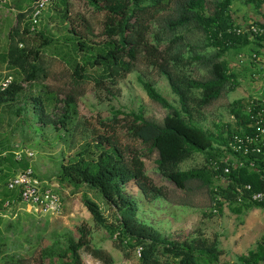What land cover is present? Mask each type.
Masks as SVG:
<instances>
[{
	"label": "trees",
	"instance_id": "1",
	"mask_svg": "<svg viewBox=\"0 0 264 264\" xmlns=\"http://www.w3.org/2000/svg\"><path fill=\"white\" fill-rule=\"evenodd\" d=\"M36 1L31 0L29 4L26 0L17 1L15 25H10L5 45L0 46V69L5 66L13 71L11 84L0 89L2 114L10 110V115L22 116L29 111L40 126L62 129L65 138L59 135L58 139L66 140L77 118L76 98L83 96L81 86L89 80L88 75L96 76L92 80L99 90L105 88L110 93L106 84L115 85L132 72L137 57L141 56L157 76L164 78L176 97L177 106L170 104L154 83L138 79L149 100L167 111L162 123L146 120L141 110L113 109L107 116L102 112L88 116L85 125L92 136L78 145L66 162L60 163L55 181L71 193L79 192L82 187L96 192L113 211V220L104 217L100 206L83 194L82 204L93 227L105 230L114 247L127 251L126 255L138 253V264H219L223 250L216 237L213 240L203 235L169 239L153 225L137 218L138 202L125 188L135 184L148 203L165 198V185L156 183L146 172V162L150 161L154 172L178 190L186 192L192 184L197 189H207L212 206L208 214H203L205 218L220 213L223 206L236 213L247 207L263 208V204L251 202L248 196L264 191V166L257 163L256 168H251L249 157L239 158L244 162L242 167L221 160L229 153L232 137L249 131L247 106L252 98L230 102L228 112L234 122L214 124L217 134L194 123L203 116L204 109L240 85L226 57L230 53H241L250 40L246 35L236 37L227 32L235 26L231 24L229 0H84L97 22L94 35L85 19L71 17L68 0H51L41 14L45 25L38 24L31 32L30 16ZM53 20L57 24L49 27V21ZM64 33L77 38L63 39ZM56 34L62 38L61 43L55 42L60 40ZM28 36L38 44L30 46ZM251 41L256 44L251 54L262 56L258 39ZM69 42L77 53H92L81 60H72L70 55L62 60L68 68L70 66L75 79L61 101L62 114L55 113L60 100L46 92L36 96L29 94V107L14 109V104L27 99L23 83L42 84L47 78L48 73L42 65L47 48L53 44H61L63 48ZM56 51L57 47L54 54ZM96 98L99 102L103 100L98 94ZM10 115L6 125L11 127L14 122ZM2 119L0 117L1 123ZM41 131V128L36 129L38 133ZM3 150L8 152L3 153ZM0 151L1 222L7 207H16L21 202L18 191L7 188L8 180L16 174L14 172L30 165L24 156L16 160L15 151L7 146ZM195 155L203 156L204 164L181 169V165ZM227 166L230 171L224 174L223 168ZM221 177L226 181L224 187L219 184ZM245 186H250V191H245ZM12 226L8 223L5 230ZM39 231L34 235V244L27 240L25 250L30 253L10 257L13 263L83 264L81 251H84L102 264H114L112 256L92 242L91 228L86 223L77 227V238L67 236L61 241L55 235L45 241ZM262 260L264 236L254 250L238 255L236 264H259Z\"/></svg>",
	"mask_w": 264,
	"mask_h": 264
},
{
	"label": "rangeland",
	"instance_id": "2",
	"mask_svg": "<svg viewBox=\"0 0 264 264\" xmlns=\"http://www.w3.org/2000/svg\"><path fill=\"white\" fill-rule=\"evenodd\" d=\"M17 1L19 0L0 1V46L5 45V36L10 25H15ZM30 1L26 0L27 4ZM68 3L71 17L73 19H85L88 26L94 31L92 35L97 33V22L92 16L91 8L87 6L84 0H68ZM27 4L25 3V5ZM46 12L47 10L44 11L45 15ZM44 20L42 17L41 20L39 18L40 23L38 24L44 26ZM49 23V27H54L57 24L54 20L49 21ZM92 35H89V38L93 37ZM56 37L60 38V35L56 34ZM61 37L63 39L65 37L77 38L65 33ZM62 38L55 42L61 43ZM28 39L30 40V46L38 44L36 41L33 42L32 36H28ZM59 45L53 44L43 54L42 65L48 73L47 78L43 80L42 84L23 83L27 99L14 104V109L18 106L29 107L31 102V99L28 98L29 94L30 96H36L38 93L46 92L48 95H53L60 100L57 103L58 109L55 113L57 115L62 114L63 103L61 101L65 99L75 80L70 66L68 68L62 60H65L67 55L68 57L70 55L72 60H81L84 56L88 57L92 51L77 53V50L72 46V42L64 44L63 48ZM56 47L58 51L54 54ZM203 53L206 54L204 51ZM237 55L230 53L226 58L230 61L231 66L235 68L240 85L235 91L223 95L219 100L204 109L203 116L194 122L197 126L211 131L213 134H217L214 124L228 125L234 122L228 112L230 102L236 99L249 98L256 93L257 85L253 78L260 71L256 66L247 64L248 60L245 57L248 59V55H239L241 58H237ZM140 57H137L135 61L134 70L117 84H106L110 93L106 92L105 88L99 90L95 81L92 80L96 76L93 74L88 75L90 76L89 80L81 86L84 90L83 96L76 98L77 118L71 126V136L66 140L58 139L59 135L62 139L65 138L63 135L66 133L62 129L57 131L50 127L40 126L32 119L29 111H26L22 116H12L10 110L4 115L2 114L3 110L0 109V117L3 118L2 123L0 122V148L5 149L7 146L16 151L17 148L21 147L33 151L34 158L31 162L28 161L29 165L34 174L50 185L53 191L59 195L63 207L62 214L53 217L41 216L29 205L21 202L16 207L8 206L6 214L0 222V264H15L10 257H15L14 255L19 253L29 254L30 252L25 250L28 248L27 240H31L34 244L33 238L38 229L45 241L51 240L53 235L61 241L67 236L77 238L76 229L84 223L91 228L92 242L108 252L112 256L114 264H138L136 254L126 255L127 251L116 249L105 230L93 227V221L82 204L83 194L94 200L100 206L104 217L111 221L113 220V211L109 209L101 197L85 187H82L79 192L71 193L70 189H63L55 181V176L59 171L60 163L62 161L66 162L68 157L79 148L78 145L92 136V132L86 127L87 124L85 125L88 116L98 112H102L104 116H107L113 109L127 112L141 110L146 120L156 124L162 123L167 111L149 100L138 79L154 83L156 90L170 104L177 106L176 97L170 92L164 78L157 76ZM8 74L13 78L12 70L4 75L0 69V82L1 78L8 76ZM50 75L55 76V78H51ZM43 86H46V88L42 89ZM97 94L101 95L103 99L101 102L96 98ZM251 100L256 99L252 98ZM10 106L13 110V105ZM9 115V118L14 122L11 127L6 125ZM37 128L42 129L41 133L36 132ZM2 152L7 153L8 151L3 150ZM203 164V156L195 155L191 160L182 164L181 169L187 170ZM17 172L19 171L17 170L14 173ZM146 172L153 177L156 183L161 182L165 185L164 187L167 190L165 198L148 203L133 183L126 186V192L138 202L137 218L146 224L153 225L169 239L181 240L185 237L203 235V237L213 240L216 237L219 246L224 250V255L219 258L218 263L236 264L237 256L254 250L258 241L264 236L263 209L247 207L240 213H236L231 208L223 206L220 213L211 218H205L203 214H208L212 206L205 187L197 189L195 184H192L189 187L190 191L178 190L171 182L163 181L154 172L150 161L146 162ZM8 223H12L13 226L5 230ZM21 246L23 249H20ZM81 259L83 264H102L84 251H81Z\"/></svg>",
	"mask_w": 264,
	"mask_h": 264
},
{
	"label": "built area",
	"instance_id": "3",
	"mask_svg": "<svg viewBox=\"0 0 264 264\" xmlns=\"http://www.w3.org/2000/svg\"><path fill=\"white\" fill-rule=\"evenodd\" d=\"M1 1V0H0ZM245 3H253L263 0H243ZM51 0H38L34 4L30 16V31L33 32L39 23L42 11L49 5ZM228 33H233L236 37L247 36L249 40L258 39L259 51L264 54V25L257 23H249L247 26H234ZM263 56V55H262ZM255 53L251 54L249 61L253 64H264V58ZM241 58V57H239ZM12 79L10 77L4 79L0 84V89L6 88ZM247 114L249 119V131L242 134L234 135L228 144V155L221 157V160L227 162L232 161L234 166L242 167L244 162L239 158L249 157L251 168H256V164L264 166V101L251 100L247 106ZM224 147L222 150H225ZM24 156L27 161L31 162L34 153L30 149H17L15 151V159L20 160ZM248 158V159H249ZM229 167L223 168V173L228 174ZM264 185V175L262 176ZM220 184L226 185L224 177H221ZM9 190H17L21 202L33 208L37 214L41 216H59L63 212L61 199L59 195L53 191L50 185L40 180L33 172L31 166L24 170H20L7 182ZM245 191H250V186H245ZM251 202L261 203L264 205V191L255 192L248 196ZM240 201V199H239ZM264 210V206L262 208ZM138 255V253H137ZM139 256V255H138ZM259 264H264L262 260Z\"/></svg>",
	"mask_w": 264,
	"mask_h": 264
},
{
	"label": "crops",
	"instance_id": "4",
	"mask_svg": "<svg viewBox=\"0 0 264 264\" xmlns=\"http://www.w3.org/2000/svg\"><path fill=\"white\" fill-rule=\"evenodd\" d=\"M229 10L231 15V24H234L235 26H247L249 23H257L260 25H264V0L260 2H253V3H245L243 0H229ZM248 45L241 50V53L237 55V58L239 55L246 54L248 57L251 55V49L256 47V44L254 41H248ZM264 58V54H262ZM246 60H248L247 64H250L251 66H256L258 68L259 73L253 78V80L256 82L257 88L256 93L254 96H250V98H254L256 100L264 101V65H257L253 63H249V58L245 57ZM239 60V59H238ZM10 71L8 67H2L1 72L5 75ZM233 71H235V68H233ZM9 75V74H8ZM2 79V78H1ZM239 81V80H238ZM220 249H222L219 246ZM223 250V249H222ZM224 255V250H223ZM222 255V256H223ZM221 257V256H220Z\"/></svg>",
	"mask_w": 264,
	"mask_h": 264
},
{
	"label": "clouds",
	"instance_id": "5",
	"mask_svg": "<svg viewBox=\"0 0 264 264\" xmlns=\"http://www.w3.org/2000/svg\"><path fill=\"white\" fill-rule=\"evenodd\" d=\"M8 77H10V78L12 79V77H11V76H6V77H3V78H2V80H1V82H0V84L2 83V81H3L4 79H6V78H8ZM11 82H12V81H11ZM10 84H11V83H10ZM219 184H220V183H219ZM220 185H221V184H220ZM224 186H225V185H224ZM224 186H223V187H224Z\"/></svg>",
	"mask_w": 264,
	"mask_h": 264
}]
</instances>
